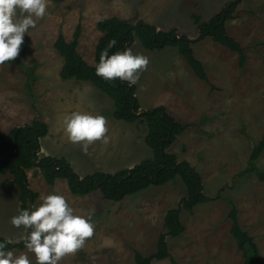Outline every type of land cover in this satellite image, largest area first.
Segmentation results:
<instances>
[{
	"label": "rangeland",
	"instance_id": "obj_1",
	"mask_svg": "<svg viewBox=\"0 0 264 264\" xmlns=\"http://www.w3.org/2000/svg\"><path fill=\"white\" fill-rule=\"evenodd\" d=\"M226 1L52 0L48 15L25 34L18 60L0 66V129L7 134L16 125L41 119L48 133L40 138V155L66 157L80 176L94 170L114 172L131 167L151 155L145 142L146 124L114 118L113 100L90 81L62 79L59 71L63 57L54 47L56 37L63 34L71 39L80 23L77 50L93 64L95 44L101 35L96 24L103 16L140 18L158 29L175 28L195 38L198 29L192 12L206 20ZM235 13L226 29L244 49V66H239L235 51L210 36L192 44L210 84L197 78L174 46L146 49L136 38L128 44L134 53H143L150 60L135 84L141 109L163 104L185 124L169 151L196 168L209 197L195 205L192 212L181 210L179 219L184 230L178 236H167L173 261L167 256L153 259L152 264H240L244 256L230 233L227 217L230 199L264 262V181L249 168L251 148L264 129V0H241ZM27 77L30 87L26 85ZM75 110L107 118V144L98 141L85 153L81 145L67 140L63 116ZM255 163L264 171V151ZM27 174L30 187L37 192L34 204L40 202L42 194L58 192L78 214L88 215L94 209L95 235L83 250L65 256L60 264H135L134 251L148 255L155 250L158 234L163 231L164 213L175 207L186 192L184 183L176 177L113 201L104 198L98 189L83 196L72 194L61 178L48 184L37 167L28 169ZM2 177L0 235L10 241L20 240L25 229L10 223L18 211V189L6 185ZM106 237L115 246H102ZM7 250L27 253L25 247ZM27 254L35 264L34 255Z\"/></svg>",
	"mask_w": 264,
	"mask_h": 264
},
{
	"label": "trees",
	"instance_id": "obj_2",
	"mask_svg": "<svg viewBox=\"0 0 264 264\" xmlns=\"http://www.w3.org/2000/svg\"><path fill=\"white\" fill-rule=\"evenodd\" d=\"M240 2L241 0H227L206 20L202 19L200 13L192 12L191 17L198 29L195 38L178 33L175 28L158 29L140 18L128 20L114 15L103 16L96 24L101 35L95 44V64L99 62L101 52L111 40L115 39L117 43L109 49V54L125 50L136 38L146 49L154 50L166 45L176 47L197 78L210 84L204 65L195 56L192 44L210 36L213 41L235 51L238 54L239 66H244V49L226 29L227 21L236 16L235 10ZM80 31L81 24L77 23L71 39L67 40L63 34H58L54 41L55 49L63 57L59 71L60 77L90 81L113 100L114 118L145 123L147 126L145 142L151 150V155L131 167L114 172L94 170L80 176L66 157L40 155V138L48 133V126L41 119L34 118L29 123L14 126L7 134L0 129V175L3 176V182L6 185H14L18 189V209L29 208L34 204L37 196V192L30 187L27 174V170L32 167L38 168L48 184H54L57 178H61L65 180L72 194L83 196L98 189L104 198L113 201H119L150 185H163L179 177L185 185L186 192L180 197L175 207L168 208L164 213L163 231L158 234L155 250L148 255H144L139 250L134 251L135 264H152L153 259H164L167 256L173 261L168 250L167 236H178L184 230V224L179 219L181 210L192 212L195 205L209 200L208 195L204 193L202 177L196 168L187 159H178L174 152L169 151L174 139L183 132L185 124L176 120L163 104L141 109L135 85L129 86L127 82L119 79L106 81L98 77L95 73V64H89L77 50ZM17 60L18 58L13 61ZM26 85L31 86L29 77H27ZM211 87H213L212 84ZM263 151L264 129L249 154V168L264 181V171L255 163ZM229 203L230 210L227 217L231 221L230 233L244 256L240 264H264L263 255L254 237L243 229L237 218V206L231 199ZM3 241L9 242L7 249L25 247L22 238L10 241L0 235V242Z\"/></svg>",
	"mask_w": 264,
	"mask_h": 264
},
{
	"label": "clouds",
	"instance_id": "obj_3",
	"mask_svg": "<svg viewBox=\"0 0 264 264\" xmlns=\"http://www.w3.org/2000/svg\"><path fill=\"white\" fill-rule=\"evenodd\" d=\"M52 0H0V66L18 58L24 36L37 21L48 15ZM115 39L101 52L95 73L106 81L119 79L135 85L148 68L150 60L131 48L109 54ZM63 133L67 140L79 144L82 151L96 142L108 143V121L104 115L75 110L63 116ZM40 202L29 208L18 209L10 223L25 229L22 235L27 253L35 257V264H60L67 255H74L86 247L95 235L92 213L78 214L66 197L58 192L42 194ZM8 241L0 242V264H33L26 252L7 250ZM102 246L113 247L115 242L105 238Z\"/></svg>",
	"mask_w": 264,
	"mask_h": 264
},
{
	"label": "crops",
	"instance_id": "obj_4",
	"mask_svg": "<svg viewBox=\"0 0 264 264\" xmlns=\"http://www.w3.org/2000/svg\"><path fill=\"white\" fill-rule=\"evenodd\" d=\"M153 20L156 21V17H154ZM99 32L101 33V31H99ZM93 64H95V59H94V63Z\"/></svg>",
	"mask_w": 264,
	"mask_h": 264
}]
</instances>
